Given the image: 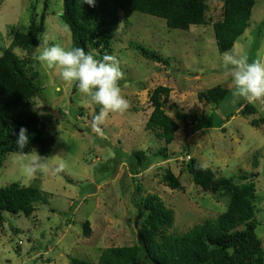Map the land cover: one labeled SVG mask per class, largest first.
Here are the masks:
<instances>
[{
	"label": "rangeland",
	"instance_id": "1",
	"mask_svg": "<svg viewBox=\"0 0 264 264\" xmlns=\"http://www.w3.org/2000/svg\"><path fill=\"white\" fill-rule=\"evenodd\" d=\"M63 0L48 1L45 30L39 36L49 44L71 45L68 28L62 23ZM249 27L237 39L231 52L247 55L249 61L264 60V0H254ZM33 7L39 24L44 0H0V54L10 44V27L28 31ZM222 0H208L205 25H192L187 31L167 28L163 19L135 12L129 24L121 23L115 33L110 55L120 62L124 73L119 81L122 95L130 108L109 114L101 125L102 134L92 128L99 105L89 102L75 83H65L58 71L41 66L37 47L31 51L39 71L42 91L33 100L32 109L44 118L54 143L46 156L48 169L30 174L26 165L38 148L21 157L5 156L0 168V187L17 183L41 191L42 200L30 217L3 212L0 224V264H71V258L96 263L101 250L132 246L137 243L138 210L135 203L155 195L174 216L170 233L183 234L207 219L223 213L228 197L204 192L194 185L185 169L189 159L209 168L215 177L233 178L257 173L254 179L259 202L256 235L264 252V103H251L255 113L242 116L241 106L248 101L234 99L232 78L222 67L212 24L221 19ZM141 44L169 60L167 66L143 58L131 48ZM18 55L22 53L14 49ZM228 90L215 103L199 102L197 94L214 86ZM170 88L165 112L176 120L181 112L197 117L192 127L177 121L175 138L167 146V160L157 155L163 141L145 129L152 111L150 93L157 87ZM98 110V111H97ZM143 151L149 160L145 169L132 171L131 154ZM257 156L258 165L252 164ZM63 164L64 170L54 169ZM134 170V169H133ZM169 170L180 183L171 190L163 182ZM90 233L85 235L84 224ZM20 242V244H18Z\"/></svg>",
	"mask_w": 264,
	"mask_h": 264
},
{
	"label": "trees",
	"instance_id": "2",
	"mask_svg": "<svg viewBox=\"0 0 264 264\" xmlns=\"http://www.w3.org/2000/svg\"><path fill=\"white\" fill-rule=\"evenodd\" d=\"M48 1L44 0V9L37 28L34 19L37 16L33 7L31 26L22 32L10 27L7 35L10 44L0 54V168L9 153H19L16 146V134L20 127L28 130L29 145L23 150L29 154L38 148V154L46 157L54 143L44 118L32 109L33 100L42 91L40 73L36 70L31 51L40 44L39 36L44 32V16ZM208 0H95L92 7L83 0H63L60 19L68 28L72 47H82L95 58L110 54L111 45L121 23L129 24L133 13L138 12L163 19L167 28L187 31L192 25H205ZM254 0H222L221 19L212 24L219 53L230 51L237 39L249 27ZM131 48L148 61L169 64L156 51L143 45L131 44ZM14 49L22 51L20 55ZM1 50V49H0ZM74 87H77L76 84ZM170 88L157 86L149 96L152 111L145 123V129L154 133L165 146L157 152L164 160L167 146L175 138L179 126L192 127L197 117L176 112L174 120L164 110L170 94ZM228 90L217 85L199 92V102L215 103L222 101ZM98 111V110H97ZM254 106L247 102L241 106L239 114L248 116L255 113ZM264 120L256 119L252 126L263 125ZM132 171L145 169L149 165L143 151L131 154ZM257 156L252 164L258 165ZM140 168V169H139ZM134 169V170H133ZM187 173L194 185L204 192L222 193L228 197L225 211L214 219H207L193 226L183 234L170 233L174 223L172 211L155 195H148L135 203L138 210L137 243L132 246L108 247L101 250L94 264H264V252L261 240L256 235L258 225L254 179L257 173L233 178L215 177L209 168L199 166L194 159L185 164ZM164 184L171 190H180V183L169 170L163 174ZM40 190L12 183L0 187V224L3 212L30 217L35 205L42 200ZM84 232L89 236L88 223ZM20 244V242H18ZM71 264H92L86 260L71 258Z\"/></svg>",
	"mask_w": 264,
	"mask_h": 264
},
{
	"label": "clouds",
	"instance_id": "3",
	"mask_svg": "<svg viewBox=\"0 0 264 264\" xmlns=\"http://www.w3.org/2000/svg\"><path fill=\"white\" fill-rule=\"evenodd\" d=\"M95 7V0H83ZM35 57L41 66L58 71L59 78L65 83H75L79 92L89 98V102L99 105V112L93 116L94 132L102 134V127L111 113L123 114L130 108V101L122 95L119 81L124 73L119 60L110 54L97 59L82 47L65 49L61 44H49L45 36L36 48ZM221 63L224 72L232 78V96L249 103H264V60L259 58L249 61L247 55H238L231 51L223 53ZM17 155L23 157V150L29 145L28 130L20 127L16 134ZM30 174H39L48 169V158L36 153L26 165ZM61 164L54 169L59 173L64 170Z\"/></svg>",
	"mask_w": 264,
	"mask_h": 264
}]
</instances>
